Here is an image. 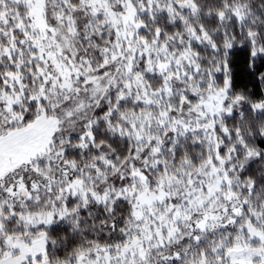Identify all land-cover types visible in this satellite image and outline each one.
Returning <instances> with one entry per match:
<instances>
[{"label": "snow or ice", "instance_id": "snow-or-ice-1", "mask_svg": "<svg viewBox=\"0 0 264 264\" xmlns=\"http://www.w3.org/2000/svg\"><path fill=\"white\" fill-rule=\"evenodd\" d=\"M0 264H264V0H0Z\"/></svg>", "mask_w": 264, "mask_h": 264}]
</instances>
